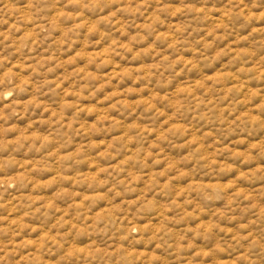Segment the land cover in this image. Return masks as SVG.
Returning a JSON list of instances; mask_svg holds the SVG:
<instances>
[{
    "label": "rangeland",
    "instance_id": "rangeland-1",
    "mask_svg": "<svg viewBox=\"0 0 264 264\" xmlns=\"http://www.w3.org/2000/svg\"><path fill=\"white\" fill-rule=\"evenodd\" d=\"M0 264H264V0H0Z\"/></svg>",
    "mask_w": 264,
    "mask_h": 264
}]
</instances>
